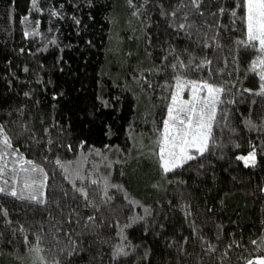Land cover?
I'll return each mask as SVG.
<instances>
[{
	"label": "trees",
	"instance_id": "trees-1",
	"mask_svg": "<svg viewBox=\"0 0 264 264\" xmlns=\"http://www.w3.org/2000/svg\"><path fill=\"white\" fill-rule=\"evenodd\" d=\"M33 3L0 0V187L26 197L0 192V264L264 258V56L240 43L242 0ZM178 76L223 103L208 150L164 174Z\"/></svg>",
	"mask_w": 264,
	"mask_h": 264
},
{
	"label": "snow or ice",
	"instance_id": "snow-or-ice-1",
	"mask_svg": "<svg viewBox=\"0 0 264 264\" xmlns=\"http://www.w3.org/2000/svg\"><path fill=\"white\" fill-rule=\"evenodd\" d=\"M202 0H191V3L196 8L200 7ZM131 4V0H129ZM35 7V0L33 3ZM245 9V16L242 18L246 23V40L240 41L246 47L256 48L259 45L258 51L261 56H264V0H242V5ZM202 14V13H201ZM55 15V13H53ZM236 16V13H232ZM187 19V15H185ZM178 27L183 29L185 25L179 24ZM25 35H28L26 32ZM259 64L264 68V59H259ZM203 62L199 67H203ZM173 69L176 65H172ZM184 67V65H181ZM256 64H253L255 70ZM176 83V91L172 94L171 104L168 106L167 119L164 120V128L159 143V160L160 167L164 174H168L176 169L183 167L189 161L197 158V155H203L209 148L211 139L212 123L216 118L217 105L223 103L221 94L224 89L216 87L208 82L198 83L195 80L180 79L178 76ZM261 81H264V72L260 73ZM183 87L191 88V99L183 101L180 99V92ZM201 92H206V95L201 97ZM264 94V83L261 85V93ZM183 114V117L181 116ZM3 129H0V133ZM5 146H10V141L5 135L3 138ZM244 161L245 166L255 165V152L249 153L246 157H237ZM36 169H33L35 171ZM3 170H0V175ZM27 189H32V184H26ZM8 192L12 197H18L15 190H7L0 187V192ZM43 195V193H41ZM86 196L87 194L84 193ZM24 199L26 197L19 196ZM29 199L39 201L33 191L29 192ZM6 215V213H5ZM255 243V241L253 242ZM37 251H39L37 249ZM122 254L121 249H117V255ZM247 264H264V258L249 260Z\"/></svg>",
	"mask_w": 264,
	"mask_h": 264
},
{
	"label": "rangeland",
	"instance_id": "rangeland-1",
	"mask_svg": "<svg viewBox=\"0 0 264 264\" xmlns=\"http://www.w3.org/2000/svg\"><path fill=\"white\" fill-rule=\"evenodd\" d=\"M198 83H201V82H198ZM200 95H201V97H203V96L206 95V92H201ZM180 99L183 100V101H188V100L191 99V88H190V87H183V88L181 89V92H180ZM181 116L183 117V114H181ZM160 139H161V138H160ZM251 152H253V151H250V152L245 153V154H238L237 157H242V156H243V157H246V156H248L249 153H251ZM255 160H256V158H255ZM241 161H242V160H241ZM242 163L245 164L244 161H242ZM257 259H259V258H257ZM245 264H247V262H246Z\"/></svg>",
	"mask_w": 264,
	"mask_h": 264
}]
</instances>
